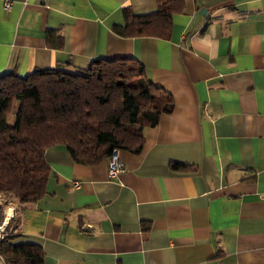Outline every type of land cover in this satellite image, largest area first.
<instances>
[{
    "label": "crops",
    "instance_id": "crops-1",
    "mask_svg": "<svg viewBox=\"0 0 264 264\" xmlns=\"http://www.w3.org/2000/svg\"><path fill=\"white\" fill-rule=\"evenodd\" d=\"M167 1L0 0V77L132 59L174 101L117 178L46 151L11 234L44 264H264V0H181L164 35L117 31Z\"/></svg>",
    "mask_w": 264,
    "mask_h": 264
},
{
    "label": "trees",
    "instance_id": "trees-1",
    "mask_svg": "<svg viewBox=\"0 0 264 264\" xmlns=\"http://www.w3.org/2000/svg\"><path fill=\"white\" fill-rule=\"evenodd\" d=\"M178 1V3H177ZM181 0H169L148 15H128L117 31L125 36L164 35ZM52 37V33H49ZM171 95L147 78L132 59H95L86 69L36 70L0 77V193L19 203L40 200L51 167L46 151L63 146L81 164L94 165L114 149L139 153L144 129L173 109ZM15 113V121L9 117ZM174 168L184 165L174 162ZM0 243L5 264H44L40 246Z\"/></svg>",
    "mask_w": 264,
    "mask_h": 264
},
{
    "label": "built area",
    "instance_id": "built-area-1",
    "mask_svg": "<svg viewBox=\"0 0 264 264\" xmlns=\"http://www.w3.org/2000/svg\"><path fill=\"white\" fill-rule=\"evenodd\" d=\"M7 9L10 8L11 3L7 1L4 5ZM108 172L111 178H117L120 173H122L126 168L125 164L121 159V150L116 148L114 149L112 155L108 158ZM76 187L80 186V182H74ZM16 214V213H15ZM5 236V227L0 225V243ZM0 260L4 261L3 256L0 254ZM5 262V261H4Z\"/></svg>",
    "mask_w": 264,
    "mask_h": 264
},
{
    "label": "rangeland",
    "instance_id": "rangeland-1",
    "mask_svg": "<svg viewBox=\"0 0 264 264\" xmlns=\"http://www.w3.org/2000/svg\"><path fill=\"white\" fill-rule=\"evenodd\" d=\"M15 121V113H12L9 117V122L13 123ZM11 202L15 205V215L12 217L10 222L8 224H5L4 226V221L6 219V203ZM19 201L14 199L10 194L7 193H0V225H3L5 227V236L4 239L8 236H11L13 233L14 227L16 225V219L18 218V207H19ZM3 239V240H4Z\"/></svg>",
    "mask_w": 264,
    "mask_h": 264
},
{
    "label": "bare ground",
    "instance_id": "bare-ground-1",
    "mask_svg": "<svg viewBox=\"0 0 264 264\" xmlns=\"http://www.w3.org/2000/svg\"><path fill=\"white\" fill-rule=\"evenodd\" d=\"M6 219L4 221V226L5 224H8L10 222V220L12 219V217L15 215V205L11 202L6 203Z\"/></svg>",
    "mask_w": 264,
    "mask_h": 264
},
{
    "label": "water",
    "instance_id": "water-1",
    "mask_svg": "<svg viewBox=\"0 0 264 264\" xmlns=\"http://www.w3.org/2000/svg\"><path fill=\"white\" fill-rule=\"evenodd\" d=\"M204 10H205V11H204ZM205 12H206V9H202V10H201V13H202V14H205ZM0 264H5V262L2 261V260H0Z\"/></svg>",
    "mask_w": 264,
    "mask_h": 264
}]
</instances>
